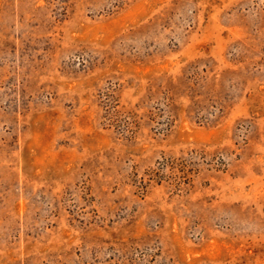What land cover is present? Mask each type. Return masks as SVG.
I'll return each instance as SVG.
<instances>
[{"label":"rangeland","instance_id":"rangeland-1","mask_svg":"<svg viewBox=\"0 0 264 264\" xmlns=\"http://www.w3.org/2000/svg\"><path fill=\"white\" fill-rule=\"evenodd\" d=\"M0 264H264V0H0Z\"/></svg>","mask_w":264,"mask_h":264},{"label":"trees","instance_id":"trees-1","mask_svg":"<svg viewBox=\"0 0 264 264\" xmlns=\"http://www.w3.org/2000/svg\"><path fill=\"white\" fill-rule=\"evenodd\" d=\"M175 160L174 159H170V158H165V159H162L161 162H158L157 163V167L155 170H150L149 171V175L151 177H149V180H152V179H157V180H161V177H164L165 175L163 174V170L164 169H169V170H172L174 167H175ZM184 173V172H183ZM185 177V176H183Z\"/></svg>","mask_w":264,"mask_h":264}]
</instances>
